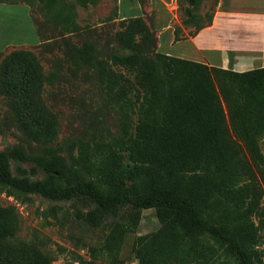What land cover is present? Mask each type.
Wrapping results in <instances>:
<instances>
[{
  "label": "trees",
  "instance_id": "1",
  "mask_svg": "<svg viewBox=\"0 0 264 264\" xmlns=\"http://www.w3.org/2000/svg\"><path fill=\"white\" fill-rule=\"evenodd\" d=\"M76 1L83 6L93 0ZM202 1L187 0L183 24L193 33L212 23L213 15L202 23ZM104 35L107 58H99L91 42L67 52L75 69L97 78L104 108L116 114V133L80 141L76 156L68 158L13 145L0 151V184L50 202L86 199L95 206L88 215L93 222L127 208V222L112 223L100 246L111 264L148 209L159 227L138 240L136 264H258L264 68L238 73L159 53L153 25L142 18L120 21L118 31ZM42 84L31 52L5 57L0 93L18 128L38 146L57 135V119L40 96ZM18 230L15 208L0 205V264H50L33 245L10 244Z\"/></svg>",
  "mask_w": 264,
  "mask_h": 264
},
{
  "label": "rangeland",
  "instance_id": "2",
  "mask_svg": "<svg viewBox=\"0 0 264 264\" xmlns=\"http://www.w3.org/2000/svg\"><path fill=\"white\" fill-rule=\"evenodd\" d=\"M0 2L27 4L40 37V42L33 47L9 46L0 52V73L6 56L22 50L31 52L43 73L41 99L57 119L55 140L49 145L38 146L28 141L18 128L9 101L0 93V151L13 145H21L34 155L49 150L68 158L76 156L80 141L89 140L91 136L108 137L110 133H116V114L104 108L97 78L91 71L86 72L85 68L75 69L67 52L70 46L81 47L83 43L91 42L96 43L99 48V58H107L111 51L105 48L107 38L104 31L108 30L113 34L120 29V21L114 20L116 0H93L83 6L76 0ZM216 3L217 0L202 1L198 11L202 23L206 22V16L215 13ZM173 7L171 10L175 14V36L183 37L186 32L191 34L194 28L183 24L187 0H174ZM150 14H146L148 21L153 18V14ZM69 15L72 16L70 21L67 19ZM96 35L100 36L99 41L95 40V37L98 38ZM111 48L112 51L117 50L115 45ZM208 60L216 63L220 59L216 55ZM228 61L226 58L222 63ZM259 151L264 156V138L259 142ZM248 154L251 157V152ZM13 166L11 163V167ZM21 167L29 169L31 164L23 163ZM42 177V172L38 170L36 178ZM0 205L14 207L19 217V230L9 240L10 244H31L49 257L50 264H111L101 253L100 246L112 223L127 222L129 214V210L124 208L116 216L93 222L88 219V215L95 210V206L86 199L50 202L38 195L21 193L1 184ZM262 205L264 207V199ZM158 227L154 209L142 210L140 223L125 236L115 264H136L133 250L138 240L156 231ZM258 249L261 257L258 264H264V231L261 232ZM223 264L235 263L229 260Z\"/></svg>",
  "mask_w": 264,
  "mask_h": 264
},
{
  "label": "crops",
  "instance_id": "3",
  "mask_svg": "<svg viewBox=\"0 0 264 264\" xmlns=\"http://www.w3.org/2000/svg\"><path fill=\"white\" fill-rule=\"evenodd\" d=\"M116 2L115 21L142 18L147 25L152 23L159 53L238 73L264 68V0H217L210 25L177 39L171 10L174 0ZM147 13L153 14L149 21ZM39 42L29 6L0 2V52ZM215 54L220 59L217 64L208 60ZM226 58L229 61L222 63Z\"/></svg>",
  "mask_w": 264,
  "mask_h": 264
}]
</instances>
